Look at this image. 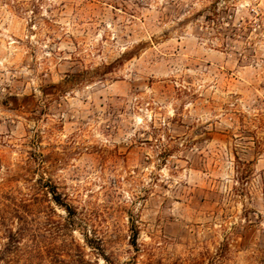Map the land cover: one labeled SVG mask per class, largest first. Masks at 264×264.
<instances>
[{
  "label": "rangeland",
  "instance_id": "374dc122",
  "mask_svg": "<svg viewBox=\"0 0 264 264\" xmlns=\"http://www.w3.org/2000/svg\"><path fill=\"white\" fill-rule=\"evenodd\" d=\"M0 264H264V0H0Z\"/></svg>",
  "mask_w": 264,
  "mask_h": 264
}]
</instances>
